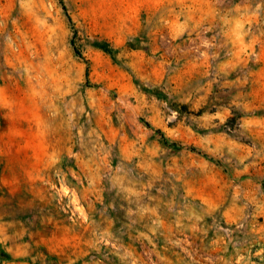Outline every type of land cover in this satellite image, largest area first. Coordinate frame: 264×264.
I'll use <instances>...</instances> for the list:
<instances>
[{
    "label": "rangeland",
    "instance_id": "374dc122",
    "mask_svg": "<svg viewBox=\"0 0 264 264\" xmlns=\"http://www.w3.org/2000/svg\"><path fill=\"white\" fill-rule=\"evenodd\" d=\"M0 264H264V0H0Z\"/></svg>",
    "mask_w": 264,
    "mask_h": 264
}]
</instances>
